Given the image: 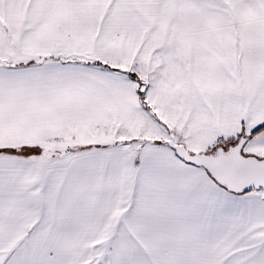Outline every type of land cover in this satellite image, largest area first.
<instances>
[{"label":"snow or ice","instance_id":"6c2138e0","mask_svg":"<svg viewBox=\"0 0 264 264\" xmlns=\"http://www.w3.org/2000/svg\"><path fill=\"white\" fill-rule=\"evenodd\" d=\"M0 264H264V0H0Z\"/></svg>","mask_w":264,"mask_h":264}]
</instances>
